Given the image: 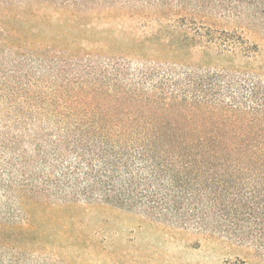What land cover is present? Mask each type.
<instances>
[{
  "label": "trees",
  "instance_id": "trees-1",
  "mask_svg": "<svg viewBox=\"0 0 264 264\" xmlns=\"http://www.w3.org/2000/svg\"><path fill=\"white\" fill-rule=\"evenodd\" d=\"M243 1L0 0V264L89 263L101 207L264 250V60L209 22Z\"/></svg>",
  "mask_w": 264,
  "mask_h": 264
},
{
  "label": "rangeland",
  "instance_id": "rangeland-1",
  "mask_svg": "<svg viewBox=\"0 0 264 264\" xmlns=\"http://www.w3.org/2000/svg\"><path fill=\"white\" fill-rule=\"evenodd\" d=\"M261 1V0H260ZM241 3L237 13L213 14L209 20L223 35L243 37L257 45L264 60V5ZM143 20V19H141ZM109 35H156V25L140 27L136 22L90 20ZM82 35H90L83 33ZM195 54L194 59H201ZM90 231L88 237L100 244L95 256L87 254L82 264H264V250L237 244L217 235L202 234L176 225L153 223L115 209L94 208L77 212ZM97 231V233H96ZM89 235V236H88ZM104 249V251H102ZM106 260V261H105Z\"/></svg>",
  "mask_w": 264,
  "mask_h": 264
}]
</instances>
